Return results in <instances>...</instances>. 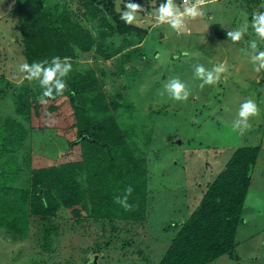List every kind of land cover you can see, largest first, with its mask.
Here are the masks:
<instances>
[{
	"label": "trees",
	"instance_id": "obj_1",
	"mask_svg": "<svg viewBox=\"0 0 264 264\" xmlns=\"http://www.w3.org/2000/svg\"><path fill=\"white\" fill-rule=\"evenodd\" d=\"M151 1L127 2L150 12ZM213 1L205 0L204 5ZM230 1L253 11L264 0ZM157 2L160 6L167 0ZM122 10L125 1L120 0H15L11 13L20 22L26 63L47 60L42 64L47 68L53 66V57H60L72 69L67 76L57 74L67 84L57 95L54 83L40 84L42 77L17 85L0 67V229L24 240L32 223H43V246L53 251L52 239L62 226L69 223L80 234L94 227L93 243L85 247L80 264H125L129 253L130 264H210L225 255L238 259L237 235L252 206L248 197L254 170L264 155V136L256 144L236 148L226 164L221 160L222 168L202 185L199 204L172 228L159 262L152 259L161 239L150 237L155 227L146 219L150 199L146 178L151 170L149 160L135 148L140 124L131 127L142 119L139 113L144 108L137 111L132 98L145 95L134 93L135 80L124 86L118 82L123 74L125 80L140 74L145 64L143 45L124 50L147 38L150 29L126 24L120 19ZM224 24H213L214 39L229 38L230 28L224 29ZM255 36L252 32L244 38L255 42L256 50L252 43L238 46L251 55L264 51ZM102 57H114L113 68L100 66ZM129 62L136 64L129 69ZM108 84L114 90L109 91ZM48 87L54 98H42ZM147 120L152 125L153 115Z\"/></svg>",
	"mask_w": 264,
	"mask_h": 264
},
{
	"label": "rangeland",
	"instance_id": "obj_2",
	"mask_svg": "<svg viewBox=\"0 0 264 264\" xmlns=\"http://www.w3.org/2000/svg\"><path fill=\"white\" fill-rule=\"evenodd\" d=\"M14 2L0 0V67L5 68L7 78L19 85L28 73L19 70L26 61L22 54L20 22L17 15L11 13ZM194 2L189 0L187 6ZM174 3L183 11L182 0H174ZM207 5L203 4V16L185 17L187 34L184 30L172 29L169 24L158 23L151 14H157L159 4L157 0H152L151 11L139 13L134 22L150 29L146 40L139 39L124 50L127 52L143 45L145 55L140 74L127 80L126 74H123L118 82L124 86L125 81L128 85L135 80L137 85L134 93L141 91L145 95L143 99L132 98L137 104V111L144 107L139 113L142 119L138 123L133 122L132 126L126 117L124 121L131 127L140 124L135 130L139 135L135 148L140 157L149 160L151 173L146 181L150 199L146 219H151L155 227L150 237L161 239L157 242L156 255L152 257L155 263L159 262L171 238L172 224L187 219L196 208L204 192L202 185L222 168L221 160L226 164L236 148L249 143L256 144L264 136V86L261 88V83L258 85L255 82L264 83V73L262 69L255 70L251 61L252 53L248 54L238 46H250L252 42L244 37L238 42L230 38L214 39L212 30L215 22L226 23L223 28L233 31L240 25L234 27L232 22L241 23L242 26L247 21L249 31L246 35H251L254 32L250 24L252 15L264 12V1L257 2L253 11L243 9L238 2L230 0H214ZM255 37L264 44V40ZM135 64L129 62L128 68ZM220 64L224 65L226 71L216 73L214 68ZM99 65L113 68L114 57H102ZM197 65H203L206 71L218 76L216 83L206 84L196 72ZM172 81L183 84L189 91L187 100L177 101L171 97ZM202 84L203 88L200 87ZM112 86L108 84L109 91L114 90ZM262 92L260 101L258 95ZM247 100L254 101L259 111L248 118L245 127V122L239 117V110ZM165 109L169 113L164 112ZM151 115L152 125L147 120ZM256 126L259 128L253 131ZM178 140L181 143H177ZM262 144L264 146V142ZM248 200L252 206H249L248 212L246 210V221L237 235L238 259L225 255L210 264H264L263 154L253 173ZM44 227L43 223H32L30 235L24 240H15L0 229V264L82 263L85 247L93 243L94 227L89 230L87 227L80 234L77 233V227L69 223L67 228L62 226L58 230L59 236L52 239L53 251L43 246ZM86 255L91 257L92 254L88 252ZM127 256L129 258L125 259V264H130L131 254ZM104 264L107 263L104 261Z\"/></svg>",
	"mask_w": 264,
	"mask_h": 264
},
{
	"label": "clouds",
	"instance_id": "obj_3",
	"mask_svg": "<svg viewBox=\"0 0 264 264\" xmlns=\"http://www.w3.org/2000/svg\"><path fill=\"white\" fill-rule=\"evenodd\" d=\"M205 3V0H195L194 3L188 5V0H182L183 11L180 10L174 0H167L166 4H161L157 9V14L154 15L157 22L160 24H169L172 29H176L178 31L184 30L187 31L185 25V17L187 18H196L199 16H203L204 12L202 10V5ZM117 11H121L117 9ZM143 11L141 5L137 3H130L125 0V10H122V15L120 19L123 20L126 24H133L137 20V14ZM251 28L254 33L261 39L264 40V12L253 13L252 20L250 22ZM249 31V22H245L242 26L237 29L230 31L227 33L228 37L233 42L241 41L246 33ZM251 48L253 50L257 49V45L255 42L252 43ZM187 55V53H185ZM251 61L255 67L256 71H260V69L264 68V51H257L255 55H251ZM48 61L45 60L43 62H34L31 65L28 63H24L20 66V71L28 73L29 75L26 77L28 80H32L34 77H42L40 79V84L49 86L53 83L55 84V90L57 95H62L63 92L67 88V84L65 82H61L57 79V74L60 76H67L72 69V65L70 63H62L60 57H53L51 63L53 66L43 68L42 64H46ZM214 71L216 73H222L226 71V68L223 64H220L219 67H215ZM196 72L199 76L204 78V82L206 84L212 85L216 83L219 79L218 76L213 75V72L206 71V68L203 65L196 66ZM203 84L200 86L203 88ZM171 97L177 101L187 100L189 97V91L185 88V86L177 81H172L170 85ZM43 97H52L53 91L51 87H48L42 95ZM259 108L258 105L252 101L247 100L240 106L239 117L245 122V127L247 126V120L250 116H254L258 113ZM132 189L129 188L128 192L131 193ZM119 202V201H118ZM125 208H129L130 205L125 203L123 205Z\"/></svg>",
	"mask_w": 264,
	"mask_h": 264
},
{
	"label": "water",
	"instance_id": "obj_4",
	"mask_svg": "<svg viewBox=\"0 0 264 264\" xmlns=\"http://www.w3.org/2000/svg\"><path fill=\"white\" fill-rule=\"evenodd\" d=\"M177 143H181V140H178Z\"/></svg>",
	"mask_w": 264,
	"mask_h": 264
},
{
	"label": "crops",
	"instance_id": "obj_5",
	"mask_svg": "<svg viewBox=\"0 0 264 264\" xmlns=\"http://www.w3.org/2000/svg\"><path fill=\"white\" fill-rule=\"evenodd\" d=\"M176 223H174L173 225H175ZM171 227H174V226H171Z\"/></svg>",
	"mask_w": 264,
	"mask_h": 264
},
{
	"label": "built area",
	"instance_id": "obj_6",
	"mask_svg": "<svg viewBox=\"0 0 264 264\" xmlns=\"http://www.w3.org/2000/svg\"><path fill=\"white\" fill-rule=\"evenodd\" d=\"M188 2H189V0H188Z\"/></svg>",
	"mask_w": 264,
	"mask_h": 264
}]
</instances>
